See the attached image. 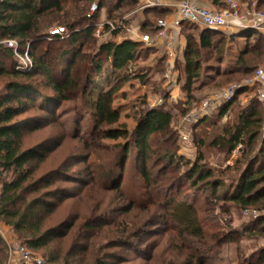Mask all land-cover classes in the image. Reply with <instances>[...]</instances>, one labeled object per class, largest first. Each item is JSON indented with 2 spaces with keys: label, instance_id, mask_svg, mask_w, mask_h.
I'll return each mask as SVG.
<instances>
[{
  "label": "trees",
  "instance_id": "obj_1",
  "mask_svg": "<svg viewBox=\"0 0 264 264\" xmlns=\"http://www.w3.org/2000/svg\"><path fill=\"white\" fill-rule=\"evenodd\" d=\"M94 1L99 9L106 10L107 22L116 24L121 21L124 26L112 30L105 25L102 34H106L108 40L97 46L95 27L100 20L99 14L88 16ZM137 4L135 0H0V77L12 78L0 93V224L9 227L21 244L33 252L49 250L56 243L45 255L46 264L127 262L121 252L113 250H127L132 238L139 240L147 234L143 228L153 225L152 217L131 222L125 219L122 222L109 220L112 211H108L107 206L101 211L102 215L79 225L71 247L65 252L56 246L67 237L77 219L73 217L50 227H46V222L66 201L78 199L83 202L85 195L100 189L103 192L124 193L120 185L130 153L138 163L137 176L142 187L157 191V180L148 169V164H164L165 167L158 171V178H162L168 168L179 166L183 157L155 149L154 145L148 143L149 138L160 132H172L174 118L178 115L182 119L193 109L192 104L196 101L193 82L199 77L201 68L199 50L212 51L210 58L218 64L223 61V52L217 49L227 40L223 33L205 30L200 33L199 42L192 35L187 36L183 66L186 82L178 111L174 112L164 105L143 109L136 126L129 132L125 125L120 124V111L114 101L120 86L130 80L124 71L136 61L141 44L130 40L117 43L116 39L130 25V21L123 18ZM256 6L261 11L259 7H264V0H257ZM145 12L162 18V12L157 9ZM52 16H57L55 24L65 28L63 38L51 37L47 31L51 25H44V22ZM238 36L245 38V45L236 59L237 71L228 74L250 78L255 69H252L253 65H247V58L253 54L259 57L264 55V36L250 29ZM49 39L62 46L47 62V53L36 56L32 50L35 51L36 44ZM10 40L17 43L21 53L28 50L32 60L30 71L16 69L13 50L5 44ZM92 47L93 50L87 53ZM8 60L12 62L11 69L5 65ZM80 61L84 66L79 68ZM53 63L57 68L50 67ZM211 71L219 76V69L211 67ZM38 76H42L43 81H35ZM147 77L143 70L135 75V79L143 84ZM96 87L100 91L95 94ZM105 87L108 89L103 91ZM239 95L230 102H219L213 113L190 125L189 132L197 159L185 174L179 176L193 187L205 186L204 190L211 193L215 203H230L232 207L243 210L260 211L264 210V116L260 112L261 103L256 98L246 106L237 105ZM72 100L79 101V105L76 102L73 108L71 122L76 131L74 140L80 143L86 155H68L55 167L39 174L41 165L62 147L67 137L70 138L65 133L66 124H63L59 136L46 137L26 149L22 148L23 138L28 133L55 124V105L62 106ZM87 117L91 121L88 133L80 134L81 122ZM200 129L202 131L198 132ZM176 134L179 135V130ZM118 139H123L124 143L113 146L104 144V141ZM204 149L224 154L225 162L235 154L234 163L218 171L219 177H215L213 170L204 165L206 158L211 156H205ZM81 165L84 167L75 170ZM218 188H222L221 195L216 194ZM103 205L102 201L96 204L95 210H100ZM137 206L147 216L150 208L155 207L167 221L174 224L176 238L181 244L178 255L186 257L180 264H192L194 259L198 261L196 264H205L203 250L210 249V243L219 246L227 241L217 233H209L207 226L198 218L197 209L187 203L149 198ZM130 209L131 206L118 212L122 216ZM245 234L264 237V214L250 223ZM187 239L193 240L189 247L184 244ZM184 249L185 254L182 253ZM7 261L8 245L0 235V264ZM246 264H264V247L253 253Z\"/></svg>",
  "mask_w": 264,
  "mask_h": 264
},
{
  "label": "rangeland",
  "instance_id": "obj_2",
  "mask_svg": "<svg viewBox=\"0 0 264 264\" xmlns=\"http://www.w3.org/2000/svg\"><path fill=\"white\" fill-rule=\"evenodd\" d=\"M242 5L243 9H250L253 6V3H256L257 0H238ZM95 3V1L93 2ZM91 6V5H90ZM255 7H257L255 5ZM259 9L264 12V7L260 6ZM57 16L49 17L44 25H51L47 31L50 32L58 27H63L62 25H57ZM199 30L194 29L193 27L185 26L182 30L181 37L185 41H187V36L198 34ZM143 34H149L147 30L143 32ZM105 35V34H104ZM103 35V36H104ZM102 37L96 38V46L99 45L100 41L103 39ZM224 44L217 46L218 51L222 50L223 52V61L222 63H216L210 55L212 51L210 50H199L201 57V68L199 70V77L193 82V87H195L196 92H194V96L196 101L192 104V110L198 108L203 100L209 97L211 94L218 95L223 89L231 84L242 83L248 78L247 76L240 74H232L229 75L233 70L237 71L235 68L236 64V55L238 51V43L242 42H233L228 39ZM53 39L44 40L39 44H36L35 51L32 52L36 56L43 55L44 53L48 54V58L46 59L49 62L50 58H53L54 55L58 52L62 45L56 44L52 42ZM253 41V40H251ZM196 48V47H195ZM198 50V48H196ZM93 50L89 48L87 53H90ZM28 50H23L21 53L20 50H17V53L13 50V56L16 59L17 65L21 63V59L25 58L24 53ZM179 55V54H178ZM214 55V54H213ZM29 57V55H28ZM157 57V56H154ZM181 58L176 62L177 71L176 78L172 77L173 81H176L177 85L174 89H176L175 94L177 98L173 100L170 104H166L165 107L172 111H178L179 101L183 98L182 88L186 82V77L183 74V66L184 60L183 55H180ZM152 57H149L147 60L144 59H136L135 62L130 63L127 66V71H124V75L130 77V80L125 84L120 86V90L114 101V105L120 111V124L125 125L129 132H131L136 126V121L139 118L140 113L143 109L151 108V105L159 99H164V96L167 95V79L163 77L165 70V60L162 64H157L156 67L152 71L147 73L146 83L138 82L135 79V75L138 74L139 70L147 67L149 61ZM32 62L31 58L29 57ZM6 67L11 69L12 62L10 60L5 62ZM247 65L252 66V69H257L260 67H264V55L259 57L257 54H253L247 58ZM79 68L83 67L82 61L78 63ZM51 68H57L54 66V63L51 64ZM217 68L219 69L217 76L214 71L209 72V69ZM238 67V65H237ZM75 69V68H74ZM226 73V74H225ZM83 74V73H82ZM225 74V76H221ZM42 76L35 77V81H43ZM12 80L10 76H1L0 77V93L4 90L5 84ZM108 89L105 87L103 91ZM96 87L95 94L99 92ZM246 90L247 94L244 96V93H240ZM179 91V93H178ZM239 95L237 99V105L241 106L247 105L251 100L255 99V88L250 89H242L236 93L235 96ZM179 95V97H178ZM179 98V99H178ZM77 101H69L64 103L62 106L58 104L55 105L54 110L57 115L56 123L52 126H48L41 130H36L33 133H28L24 136L22 142V148L26 149L31 146H34L39 141L46 137L50 136H59L62 133V126L66 124V132L70 136L67 137L62 147L57 150L55 153L50 155L46 162L41 165L39 169V174L44 173L55 167L62 158L68 155H79L85 156L86 152L83 148H80V143L77 140H74V135L76 133L75 128L72 126V118L74 117L73 108L76 105ZM79 105V101L77 102ZM219 103V102H218ZM218 103L211 102V111H215ZM213 104V105H212ZM179 105V106H178ZM260 112L262 116H264V104L260 105ZM212 112V113H213ZM190 113V112H189ZM183 119V118H182ZM182 119L178 117V115L174 118L172 122V132H160L158 134L152 135L148 143L154 145L153 147L159 148L164 153L170 152L178 157L179 153L182 152L184 155H179L183 157L179 166H171L167 169L166 175L162 178H158V171L165 167L162 163H149L148 169L150 170L153 177L157 180V191H149L148 189H144L142 186V182L137 176V167L138 163L133 155V153L128 156V159L125 163V168L122 177V183L120 185V189L124 193H119L118 191H110L103 192V190H96L93 194L84 196L83 202L74 199L69 200L61 204L57 208L55 214L46 222V227L53 226L58 224L64 220H71L73 217L77 219L74 228L69 232L67 237L63 239L61 243H59L56 247L62 249V251H66L71 247L73 243L79 225H81L85 220L95 219L102 215L103 209H109L111 215L108 216V219H116L115 221L122 222L125 219L127 222H131L132 220L143 219L148 220L149 217H152L153 225L143 228L144 231L147 232L142 238L137 240L136 238H132L130 240L131 246L129 249H116L113 250L115 252H121L123 256L127 258V262L124 264H180L182 263L186 257L179 256V247H181L180 242L178 243L177 230H175V226L172 222L167 221L161 212L155 207L150 208V213L147 216L145 212H141L138 209V203L144 202L147 199H153L156 201H165L172 200L174 202H184L189 205H192L198 212V218L202 222L203 225H206L207 231L209 233H217L220 237L227 239V241L223 244H219V246H215L213 243L210 246V249L203 250V260L205 264H246L249 260L250 256L253 253H256L258 250L264 247V237L259 235L248 236L245 234V230L248 229L250 223L254 221V219L260 214H264V210H243L237 207H232L230 203L223 204L222 202L215 203L209 191L204 190L203 185H199L198 187L191 186V183L187 182V180L181 179V175L185 174L191 164L195 162L197 159V152L195 151V147L191 146V150L187 152V148L189 149L190 145L182 143L179 141V137L176 134L178 129H184L185 125L182 122ZM188 123V122H187ZM91 124V121L87 117L84 121L81 122V132L87 135L88 128ZM189 124V123H188ZM190 125V124H189ZM188 125L187 131H190V126ZM119 126H113V128H118ZM202 131L201 129L198 132ZM207 132V131H205ZM210 133V132H208ZM170 134V135H169ZM192 138V137H191ZM260 140V138H259ZM206 141H209L206 138ZM124 143L123 139H118L116 141H104V144L107 146H113L115 144ZM208 143V142H207ZM206 158L204 165L206 168H211L213 170V174L215 177L218 176V171L226 168L227 166H232L234 163V159L236 155L234 154L228 162L223 161V155H219L215 150L212 149H204ZM84 165L78 166L75 168L81 169ZM229 174V173H228ZM180 175V176H179ZM225 185H228L225 182ZM169 190V192H168ZM217 195L222 194V188H218L216 190ZM102 201V208L100 210H95L96 204ZM82 202V203H79ZM104 202V203H103ZM131 206L129 213L120 215L119 210L127 208ZM108 210V211H109ZM102 211V212H101ZM119 211V212H118ZM104 217H106L103 214ZM103 217V218H104ZM151 220V219H150ZM229 239V240H228ZM11 240L12 242L21 243V241L16 240V236L8 239L7 243ZM193 241L192 239H187L185 241V245L187 247L191 246L190 243ZM223 241V240H222ZM10 243V244H11ZM83 243V242H81ZM80 243V244H81ZM191 244V245H190ZM56 243L52 244L48 249H52ZM198 247V246H197ZM200 248H203L199 246ZM181 249V248H180ZM49 250H42L36 252L40 255L44 264H46V254ZM183 254L186 253V249L182 251ZM201 253V252H200ZM201 255V254H200ZM199 254L197 256H200ZM255 260V257H254ZM198 261L194 259L191 263L196 264ZM58 264H62L59 262Z\"/></svg>",
  "mask_w": 264,
  "mask_h": 264
},
{
  "label": "built area",
  "instance_id": "obj_3",
  "mask_svg": "<svg viewBox=\"0 0 264 264\" xmlns=\"http://www.w3.org/2000/svg\"><path fill=\"white\" fill-rule=\"evenodd\" d=\"M144 1V4L126 15L123 20L131 21V16H136L145 9L163 8L165 6L161 0ZM255 5L256 3H253L250 9H243L238 0H225V7L217 10L199 6L191 0H182L175 8V20L173 24L169 23L166 19L156 20L154 22L153 35L144 34L140 40L146 46L150 47L157 46L158 42L162 39L166 38L169 40L164 53L165 70L163 74V77L167 79V97L157 100L151 107L168 105L177 98V95L173 93L177 83L172 80V77L175 76L178 53L174 44L176 37L173 35L172 29L176 30L178 34V30H181L182 24H189L210 29L230 30L236 26L242 32L249 29L258 31L264 28V12L257 10ZM100 11L101 9L98 8L97 4L92 3L88 16L92 17L95 14H99L100 16ZM105 25L112 30L115 28H124L121 21L112 24L107 22L106 19H100L95 27L96 37L103 36L102 32ZM133 30V25L130 24L125 28V34L129 35ZM49 34L51 37L58 36L63 38L66 35V30L64 27H58L50 31ZM5 44L17 53L18 46L15 41H5ZM24 57H20L21 63L17 65L16 69L19 71H30L32 62L28 57L27 51L24 53ZM250 88H255V98L258 102L264 103V67L257 68L253 75L244 82L227 86L216 95V99L206 98L197 109L190 111L183 119L190 125L194 124L207 114L212 101L230 102L234 99L238 91ZM178 137L182 143L192 145V138L189 131L181 130ZM10 243L8 246L9 260L6 264H44V260L40 255L31 251L20 242Z\"/></svg>",
  "mask_w": 264,
  "mask_h": 264
},
{
  "label": "crops",
  "instance_id": "obj_4",
  "mask_svg": "<svg viewBox=\"0 0 264 264\" xmlns=\"http://www.w3.org/2000/svg\"><path fill=\"white\" fill-rule=\"evenodd\" d=\"M135 1L138 3L135 9L140 7L145 2L144 0H135ZM161 1L165 5L163 8H148V9L143 10L142 12L137 14L136 16H132L131 21H130V24H132L133 28H134L132 33L129 35H127L125 33L120 34L116 39L117 43H121L124 40H130V41H133L136 43H140L141 47H140V51H139L136 59L141 60V59L145 58L147 60L149 57H152L151 60L149 61L148 65H147V67L141 69L144 71V73H148V72L152 71L151 72V74H152L153 70L157 64H159V65L162 64V69H163V63L165 60L164 59V53H165V49H166V46L168 45L169 40L165 38V39L160 40L158 42L157 46H153V47L146 46L140 40L141 36L144 35L143 32H145V30L150 29V31H148V33L153 35L154 22L158 19H166L169 23L173 24V22L175 20V8L182 0H161ZM191 1L193 3L199 5V6L207 7L210 9H217L218 10V9H222L225 7V0H191ZM215 1H217V2L214 3ZM152 9H157L158 11H161L162 12L161 13L162 18H157L154 15H151V13L148 14L145 12L148 10L150 11ZM133 11H131V12H133ZM99 19H106V10L105 9H101ZM184 26L185 25L181 26V30L180 31L178 30V34H177L176 30L172 29L173 35L176 37L174 44L176 47V51L179 54L177 62H178V60H180L179 58H181L180 55H183V60H184V53H185V49H186V45H187V41H185L183 39V37H181V34H182L181 32L184 29ZM188 27H193L194 29L199 30L197 36L192 35V37L197 42H199V40H200V33L205 31V30L223 33V34L227 35L231 41H233V42L235 41L236 43L242 42V44L238 43V45L240 44V46H238L236 59H237L239 53L241 52V50L243 49V47L245 45V38L238 36L242 31H240L236 26H234L230 30H228V29H207L205 27H200L197 25H189V24H188ZM257 32L264 36V28L258 30ZM107 40H108V36L105 34L103 36V39L100 41L99 44H103ZM154 56H157V57H154ZM176 71H177V67H176ZM175 78H176V73H175ZM136 81H138V79H136ZM250 89H253V88H250ZM250 89H247V91ZM175 92H176V89L173 90L174 94H175ZM178 93H179V91H178ZM246 94H247V92H245V94L242 95L243 97H240V98H244V96ZM178 97H179V95H178ZM208 98L216 99V94H211V95H209ZM218 102L219 101H214V103H218ZM261 104H264V103H261ZM244 106H246V105H244ZM211 109H212L211 107L208 109L207 114L210 115L213 112V111H211ZM225 119L226 118H224V120ZM182 122L184 123L185 128L184 129H178L179 132L181 130L187 131V127L189 125L186 121H184V119H182ZM191 146L192 145H190L189 149L187 148V152H189L191 150ZM182 154L184 155V153H182V152L179 153V155H182ZM0 235L4 238L6 243H7L8 239H11V237L14 238V236H15L13 234V232L9 229V227L4 226L3 224H0ZM16 240H18V239L16 238ZM10 242H11V240H9V242L7 243L8 246H9ZM8 260H9V257H8Z\"/></svg>",
  "mask_w": 264,
  "mask_h": 264
},
{
  "label": "water",
  "instance_id": "obj_5",
  "mask_svg": "<svg viewBox=\"0 0 264 264\" xmlns=\"http://www.w3.org/2000/svg\"><path fill=\"white\" fill-rule=\"evenodd\" d=\"M132 17V16H131ZM205 28H207V27H205ZM207 29H210V28H207Z\"/></svg>",
  "mask_w": 264,
  "mask_h": 264
}]
</instances>
